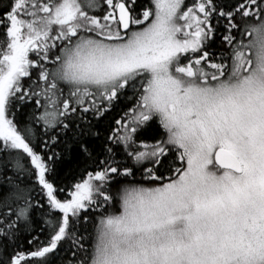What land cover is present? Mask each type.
Here are the masks:
<instances>
[{
	"label": "snow or ice",
	"instance_id": "snow-or-ice-1",
	"mask_svg": "<svg viewBox=\"0 0 264 264\" xmlns=\"http://www.w3.org/2000/svg\"><path fill=\"white\" fill-rule=\"evenodd\" d=\"M0 29V151L61 214L46 245L9 251L39 207L32 187L11 184L0 264H49L87 210L91 244L74 264H264V0H9ZM127 91L134 102L109 139L131 165L106 147L59 198L16 103L35 98L34 122L67 128L77 110L101 115ZM144 126L151 143L138 139Z\"/></svg>",
	"mask_w": 264,
	"mask_h": 264
},
{
	"label": "trees",
	"instance_id": "trees-1",
	"mask_svg": "<svg viewBox=\"0 0 264 264\" xmlns=\"http://www.w3.org/2000/svg\"><path fill=\"white\" fill-rule=\"evenodd\" d=\"M223 2L226 5H234L238 0H223ZM8 3L9 0H0V15L3 14ZM137 3L147 4L148 0H137ZM221 31H223L222 28ZM2 32L3 30L0 29V40L3 39ZM219 43L220 38L217 35L215 41L210 44L209 50L216 51ZM32 79H36L35 72ZM25 83H30V81L26 80ZM134 99L133 93L127 91L124 96L114 101L103 114L96 115L92 111L82 113L77 110L64 121L67 128L57 126L55 129H45L42 122L33 121V115L39 116L43 111L42 108L37 109L35 98L16 103L13 109L15 120L20 124H29L33 128L34 140L39 149L46 158H51L49 179L58 189H63L59 198L68 197V194L74 190L73 185L79 182L87 171L95 170L96 161L104 159L103 150L106 147H113L115 159L127 161L131 165L132 161L126 156L123 145H116L109 137L117 127L116 121L120 120L124 112L132 106ZM104 106L108 107L106 104ZM154 136H156V132L153 126H144L138 133L139 140L149 143L153 142ZM84 148H87L88 151L85 152ZM7 157L6 152L0 151V200L11 190V184L20 183L21 186L28 185L34 189L32 192L33 203L39 205L33 209L27 223L20 222L18 231L13 236L12 242L9 243V251L15 249V251L28 253L36 250L42 244H47L52 234L47 221L52 218L53 214L57 217L61 214L58 210L49 208L46 194L41 191V187L34 180L29 185L26 173L18 172L14 167V162L6 163ZM25 164L27 165V161ZM137 178L139 179V173H137ZM94 215L91 210L81 213V217H88L87 221L81 219L76 225L74 235L62 240L57 250L48 255L49 264H74L75 258H83L78 244L82 243L85 248H89ZM78 237L84 239L78 240ZM0 243H3V238H0ZM73 253H76L75 258Z\"/></svg>",
	"mask_w": 264,
	"mask_h": 264
}]
</instances>
